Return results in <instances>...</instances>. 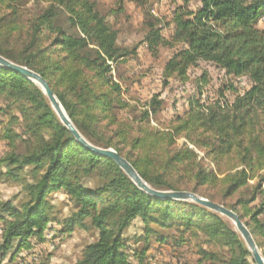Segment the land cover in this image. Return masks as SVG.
<instances>
[{
    "label": "trees",
    "instance_id": "obj_1",
    "mask_svg": "<svg viewBox=\"0 0 264 264\" xmlns=\"http://www.w3.org/2000/svg\"><path fill=\"white\" fill-rule=\"evenodd\" d=\"M30 1L0 0V56L41 75L89 143L118 152L155 190L192 192L234 211L247 220L260 246L259 238L264 240V26L258 24H264V0H183L173 14L172 41L162 36V21L148 14L143 43L152 52L162 46L172 48L173 42L183 44L168 60L165 80L187 83L191 68L209 62L250 83L231 104L225 100L206 108L198 101L191 103V114L164 130L151 124L163 106L158 97L134 118L119 119L118 113L129 105L111 76V65L136 55L138 46L129 50L118 45V31L95 0H33V9L28 10ZM191 3L198 6L192 9ZM228 90L237 91L232 85ZM0 98L8 110L19 113L11 119L23 121L21 134L10 127L1 130L8 151L0 158V179L20 183L26 194L20 203L0 200L4 223L0 264L28 249L32 238L43 240L51 222L49 195L59 191L66 193L72 208L63 232L80 226L98 233L78 264H151L154 245L177 249L193 240L201 243L196 251L199 264H255L226 218L196 203L160 200L140 190L115 162L95 155L75 139L37 85L1 66ZM104 122L107 133L102 130ZM180 139L184 143L178 146ZM198 151L215 169L204 165ZM27 169L30 182L25 178ZM93 179L97 183L89 187L87 180ZM251 181L256 182L251 185ZM204 188L218 193L202 194ZM236 195L235 203H227ZM137 219L144 229L135 243L144 245L130 254L125 233Z\"/></svg>",
    "mask_w": 264,
    "mask_h": 264
},
{
    "label": "rangeland",
    "instance_id": "obj_2",
    "mask_svg": "<svg viewBox=\"0 0 264 264\" xmlns=\"http://www.w3.org/2000/svg\"><path fill=\"white\" fill-rule=\"evenodd\" d=\"M28 0H25V2ZM98 9L103 15L108 17V22L118 31V45L122 48L132 50L138 46L137 54L129 57L124 61L111 65V76L113 80L122 87L123 99L128 103L129 108L119 112V119H132L135 115L148 108L151 100L158 97L163 106L157 115L152 116V127L160 130L169 128L178 122L179 118H187L193 109L191 103L198 101L206 108L214 106L217 103L223 104L224 101L233 103L237 93H243L250 85L245 78L236 79L229 76L224 70L220 69L213 63L200 62L197 67L189 71V81L181 83L175 78L165 80L163 77L164 68L173 54L183 47V44L174 43L173 47H159L157 51L152 52L143 40L148 32L146 21L147 16L151 14L154 18L162 21V36L172 41L175 25L173 24L174 11L183 5V0H95ZM33 0L26 3V9H33ZM43 6V4H42ZM192 9L198 4L191 3ZM260 22L258 27H263ZM205 75V80L203 79ZM233 86L237 91L228 90ZM202 95L199 94V89ZM7 103L0 98V109L3 108L6 113L0 114V158L8 151L6 143L1 139V130L10 127L14 132L21 134L23 132V121L18 123L11 117L19 116L17 110H8ZM12 112V114H11ZM9 116H7V115ZM15 117V116H14ZM107 123L104 122L102 130L107 133ZM28 136H22V140ZM184 143V139L178 140V146ZM23 142L18 140L20 148ZM200 158L203 159L204 165L210 170L215 166L205 158L202 151H198ZM4 171V170H3ZM25 178L28 182L30 179V169H27ZM89 187H94L97 179L87 180ZM256 181H251L253 185ZM202 194H217L215 189L204 188ZM239 198L236 195L229 199L227 203L233 204ZM0 200H14L20 203L26 200V194L20 183L0 179ZM51 211L49 212L51 222L45 230L43 240L36 237L31 239L30 247L21 251L14 260L9 255L1 264H78L84 248L98 239V233L89 228L84 229L76 227L73 232H63V222L69 218L72 208L68 197L64 191L52 193L49 195ZM264 219V215L262 216ZM228 223L234 227V224L227 219ZM247 220H244V223ZM246 224V223H245ZM4 226L0 222V243L1 230ZM144 224L140 219L133 222L132 226L125 233L128 238L129 253L136 249H141L144 242L135 243V238L143 235ZM236 230V229H235ZM256 241V240H255ZM258 246L262 256L264 252V240L259 238ZM257 243V242H256ZM201 243L193 240L181 248L174 249L171 246L158 248L154 245L151 251V264H199L196 254L197 247ZM206 249L210 246L204 245ZM264 257V256H263ZM253 261V259H252ZM203 264H210L204 262Z\"/></svg>",
    "mask_w": 264,
    "mask_h": 264
},
{
    "label": "water",
    "instance_id": "obj_3",
    "mask_svg": "<svg viewBox=\"0 0 264 264\" xmlns=\"http://www.w3.org/2000/svg\"><path fill=\"white\" fill-rule=\"evenodd\" d=\"M0 66L8 69L10 71L21 74L26 79L30 80L32 83L37 85L48 98L52 108L56 112L62 124L74 135L75 139L86 149L91 151L97 156L111 159L115 162L118 167L131 179V181L143 192L148 195L160 199V200H175L182 202H192L198 205H201L221 216L231 221L236 231L241 235L244 240L247 248L249 249L252 259L255 264H264V257L262 256L257 243L248 229L247 225L240 218V216L234 211L226 208L225 206L212 202L208 199H205L195 193L186 192V191H159L151 188L138 174L133 165L125 159L122 155L116 152L113 149H104L100 147H96L89 143L76 129L72 121L69 119L66 114L61 102L59 101L57 95L52 90L49 83L38 73L32 71L26 67L17 65L4 57L0 56Z\"/></svg>",
    "mask_w": 264,
    "mask_h": 264
}]
</instances>
